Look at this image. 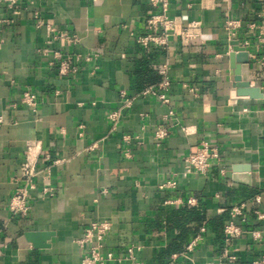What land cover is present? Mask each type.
Masks as SVG:
<instances>
[{
  "label": "crops",
  "instance_id": "1",
  "mask_svg": "<svg viewBox=\"0 0 264 264\" xmlns=\"http://www.w3.org/2000/svg\"><path fill=\"white\" fill-rule=\"evenodd\" d=\"M156 10L148 0H0V264H79L75 239L102 220L111 224L104 252L126 263L129 248L142 264H251L264 256V243L251 235L264 229L254 213H264V46L256 38L264 0H170L168 14L183 25L199 22L200 37L143 46L138 35L160 33L146 26ZM231 19L240 22L236 40L261 98L234 87ZM47 25L78 42L54 40ZM164 77L167 103L141 93ZM25 91L35 95L34 111L21 102ZM161 126L167 135L157 143ZM31 142L39 144L40 172L21 214L9 200L24 185L19 165ZM202 142L218 158L206 173L186 172V156ZM168 180L175 186L159 188ZM240 203L245 232L229 243L236 248L229 261L223 228ZM30 230L52 231L50 247H19L16 239Z\"/></svg>",
  "mask_w": 264,
  "mask_h": 264
},
{
  "label": "built area",
  "instance_id": "2",
  "mask_svg": "<svg viewBox=\"0 0 264 264\" xmlns=\"http://www.w3.org/2000/svg\"><path fill=\"white\" fill-rule=\"evenodd\" d=\"M10 5H16L19 0H6ZM170 0H148V3L156 8V12L149 15L146 19V26L151 30H159L160 33H152L148 32L143 35H138L136 37L137 43L147 46L149 44H155L159 46H164L167 43V39L172 36H176L179 38L183 45L188 44L192 39L199 38L201 35V27L199 22H190L183 25L177 16H170L168 14ZM43 22L38 21L37 26H41ZM240 26V22L238 20H227L226 21V30L228 34V39L233 41L237 37V30ZM251 28H254V25H251ZM48 33L51 37L56 41H63L68 45H74L78 42V38L75 34H72L68 31L55 30L53 27L46 26ZM256 38L258 40V46H264V25H261L256 34ZM239 45L243 46L239 43ZM75 57L79 58L82 55L76 54ZM92 54H87L84 57L85 60H90ZM261 65H264V56L259 59ZM73 70V69H72ZM69 71V67L66 61H63L59 66V73L65 74ZM162 74H164V69L160 70ZM169 80L164 77L161 82H159L155 86L146 87L141 93L143 95L151 94L156 96L160 101L167 103L169 101L168 96L166 95V91L169 87ZM120 96L123 98V103L125 106H129L131 104V98L126 95L124 91L120 92ZM21 102L27 105L32 111L35 110L36 107V98L33 93L30 91H25L22 93ZM118 116L117 112H113L110 114V118L112 120H116ZM167 135V128L165 126H161L157 128L154 132V138L157 143L160 142ZM38 142H31L26 146L25 156L22 162L19 165V173L20 177L24 182V185L18 187L14 193L11 195L9 200V208L17 213L26 214L30 209L29 199H30V191L36 189L35 177L40 172L37 169L38 159L35 154L36 149H38ZM218 158V152L215 147L208 145L205 142H202L201 145L197 148V150L193 153H189L186 158V172L189 173H206L213 159ZM223 168L220 169V172L223 173ZM175 186V182L172 180L165 181L159 185V188L163 187H173ZM42 192L48 195H52L51 189L46 187H42ZM256 201H258V197H256ZM187 203H193V199H188ZM244 208L245 204L240 203L239 205H235L231 207L228 211V221L224 225L223 235L225 246L223 247V258L229 261H234L236 259V255L234 251L236 248L230 249L229 243L233 238L240 237L245 230L242 228L240 222L245 221L244 216ZM254 213L256 217L260 220L264 219V213L258 210H255ZM111 230V224L107 220L102 221H92L85 229L81 237L75 239L76 244L81 249V257L79 264H106L109 261H116V264H142L136 262L132 255V248L128 249V257L125 258L128 262H123L122 259H116L113 256V253L110 251L104 252V243L105 237ZM201 231L204 229L201 228ZM251 235L253 239L260 240L264 243V229L263 230H253L251 231ZM199 237L196 236L186 247L185 256L190 253L196 244V240ZM192 264H195L192 262ZM251 264H264V256L260 259H256L252 261Z\"/></svg>",
  "mask_w": 264,
  "mask_h": 264
},
{
  "label": "water",
  "instance_id": "3",
  "mask_svg": "<svg viewBox=\"0 0 264 264\" xmlns=\"http://www.w3.org/2000/svg\"><path fill=\"white\" fill-rule=\"evenodd\" d=\"M230 67L237 75L235 78L234 87L238 95L248 96L250 98H261L262 94L256 87H252L249 81V54L245 47L239 45L238 40L231 41V50L229 52ZM235 168V167H234ZM247 183V181H243ZM52 231H25L20 235L16 242L19 247L27 248H48L50 247V237Z\"/></svg>",
  "mask_w": 264,
  "mask_h": 264
}]
</instances>
